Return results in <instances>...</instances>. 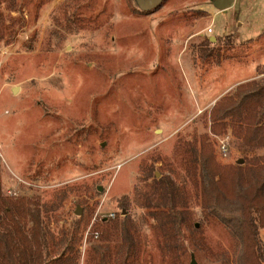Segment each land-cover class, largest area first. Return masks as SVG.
Returning a JSON list of instances; mask_svg holds the SVG:
<instances>
[{
    "label": "rangeland",
    "instance_id": "obj_1",
    "mask_svg": "<svg viewBox=\"0 0 264 264\" xmlns=\"http://www.w3.org/2000/svg\"><path fill=\"white\" fill-rule=\"evenodd\" d=\"M212 1L0 0V189L39 205L44 264H244L242 205L205 202L200 149L264 161L209 119L264 82V0Z\"/></svg>",
    "mask_w": 264,
    "mask_h": 264
},
{
    "label": "trees",
    "instance_id": "obj_2",
    "mask_svg": "<svg viewBox=\"0 0 264 264\" xmlns=\"http://www.w3.org/2000/svg\"><path fill=\"white\" fill-rule=\"evenodd\" d=\"M211 133L220 136L228 128L244 146L255 148L264 143V82L253 81L237 87L233 95L223 98L210 111ZM202 194L209 205H242V261L264 264V161L220 167L210 141L201 142ZM35 206L32 210V206ZM32 224L27 228L26 221ZM119 229V221L104 220L94 225L91 238L109 242ZM41 210L25 199L11 201L0 189V264H44L42 251Z\"/></svg>",
    "mask_w": 264,
    "mask_h": 264
},
{
    "label": "water",
    "instance_id": "obj_3",
    "mask_svg": "<svg viewBox=\"0 0 264 264\" xmlns=\"http://www.w3.org/2000/svg\"><path fill=\"white\" fill-rule=\"evenodd\" d=\"M165 0H136V4L138 9H141L144 12H154L159 8ZM235 0H213L211 2V5L215 7L218 11L226 12L227 10L232 8V5L234 4ZM212 42H216V39H213ZM16 88H14L13 93L16 92ZM242 163V161H239L238 164ZM82 209L78 208L75 214L77 216H81ZM198 227V226H196ZM191 264H199L196 261L195 255L191 256L190 260Z\"/></svg>",
    "mask_w": 264,
    "mask_h": 264
},
{
    "label": "built area",
    "instance_id": "obj_4",
    "mask_svg": "<svg viewBox=\"0 0 264 264\" xmlns=\"http://www.w3.org/2000/svg\"><path fill=\"white\" fill-rule=\"evenodd\" d=\"M208 32H211V29H209L208 30ZM221 151H224V152H226L227 150H226V147H225V145L223 144L222 145V147H221Z\"/></svg>",
    "mask_w": 264,
    "mask_h": 264
},
{
    "label": "crops",
    "instance_id": "obj_5",
    "mask_svg": "<svg viewBox=\"0 0 264 264\" xmlns=\"http://www.w3.org/2000/svg\"><path fill=\"white\" fill-rule=\"evenodd\" d=\"M238 83H240V82H237V84H238ZM237 84L232 85V87L228 88V90L225 91V92H228V91H230L231 89L235 88V86H236ZM225 92H224V93H225Z\"/></svg>",
    "mask_w": 264,
    "mask_h": 264
}]
</instances>
